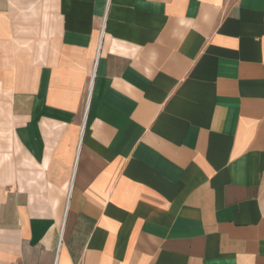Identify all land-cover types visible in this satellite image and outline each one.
<instances>
[{
	"label": "crops",
	"instance_id": "0c3cea01",
	"mask_svg": "<svg viewBox=\"0 0 264 264\" xmlns=\"http://www.w3.org/2000/svg\"><path fill=\"white\" fill-rule=\"evenodd\" d=\"M0 264H264V0H0Z\"/></svg>",
	"mask_w": 264,
	"mask_h": 264
},
{
	"label": "bare ground",
	"instance_id": "6f19581e",
	"mask_svg": "<svg viewBox=\"0 0 264 264\" xmlns=\"http://www.w3.org/2000/svg\"><path fill=\"white\" fill-rule=\"evenodd\" d=\"M108 5V4H107Z\"/></svg>",
	"mask_w": 264,
	"mask_h": 264
}]
</instances>
